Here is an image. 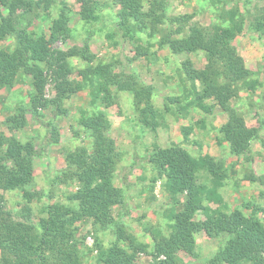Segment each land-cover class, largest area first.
Wrapping results in <instances>:
<instances>
[{
	"label": "rangeland",
	"instance_id": "1",
	"mask_svg": "<svg viewBox=\"0 0 264 264\" xmlns=\"http://www.w3.org/2000/svg\"><path fill=\"white\" fill-rule=\"evenodd\" d=\"M11 1L17 7L4 8V16L12 15L18 31L34 43L49 37L54 22L63 19L66 28L54 47L69 54L74 82H81V71L90 66L112 65L116 73L133 74L153 87V105L160 115L154 131L143 126L142 116L135 111L133 95L129 92L117 93L114 103L106 108L104 104L92 105L89 88L59 100L51 84L45 88V98L50 103L39 110H30L31 80L20 75L12 88L0 91V131L24 144L32 143L36 155L29 159L28 165L32 166L34 183L25 191L5 193L8 211L18 213L29 208L28 218L38 226L47 219L49 204L67 203V197L79 187L76 177L65 174L70 170L67 158L82 150L92 154L93 141L81 120L100 109L107 115L109 136L115 140L120 153L113 184L125 196L123 205L115 206L112 215L125 233L134 237V247H145L143 251L137 250L139 264H159L153 256L154 236L158 231L164 237L170 236L169 217L181 212L185 201L179 196L180 202L175 203L165 189V176L159 175L150 163L157 149L177 146L193 158H213L227 173L223 187L218 190L223 201L220 204L204 201L203 206H208L213 214L231 215L237 210L246 216L253 214L264 225V127H261L264 124V35L253 27L256 17L264 14V0H146L144 11L149 14L148 20L152 21V16L155 25L145 32L139 31L134 22L122 25L121 6L116 0ZM86 6L93 14L88 19L83 16ZM232 14L241 30L232 34L229 44L250 76L232 82L219 69L215 83L226 89L223 96L229 111L214 95L205 101L204 105L210 107L207 111L194 101L195 91L202 90L200 82L193 89L184 69V64L190 62L194 69L204 70L208 64L205 51L174 54L162 42L168 37L186 38L192 28L206 32L217 26L231 27ZM17 45V35L12 34L0 42V49L12 51ZM231 112L243 118L248 128L260 129L250 151L241 156L233 155L230 144L220 133L230 122ZM15 115H23V127H8L7 120ZM143 118L151 120L149 116ZM199 175L212 186L208 173ZM26 192L32 195L31 200ZM192 220L195 224L204 222V211H198ZM78 226L77 239L82 242L84 264H96L97 242L109 246L118 241L115 229L96 235L89 219L82 220ZM194 238V253L179 252L178 264H212L230 236L211 237L201 232ZM120 243L130 248L128 242Z\"/></svg>",
	"mask_w": 264,
	"mask_h": 264
},
{
	"label": "trees",
	"instance_id": "2",
	"mask_svg": "<svg viewBox=\"0 0 264 264\" xmlns=\"http://www.w3.org/2000/svg\"><path fill=\"white\" fill-rule=\"evenodd\" d=\"M146 0H116L121 6L122 25L134 22L139 31L145 32L155 25L144 11ZM17 6L11 0H0V42L16 34L18 45L12 50L0 49V91L12 88L20 75L31 80L33 93L29 100L30 110H39L49 104L45 98L46 85L51 84L62 100L75 91L89 88L92 105L104 104L109 108L114 103L117 93L129 92L133 95L135 111L142 116L146 128L156 130L159 123L156 119L160 112L153 105L154 89L142 83L135 75L116 73L112 65L90 66L81 71V82L71 79L69 54L54 47L66 26L64 21H55L49 31V37H42L32 42L23 32H19L16 20L12 15L5 17L4 8L14 10ZM85 7V6H84ZM90 7L84 9L83 16H92ZM230 19L232 26L215 27L214 30L192 28L186 38L168 37L166 43L174 54H191L205 51L207 67L200 71L193 68L190 62L184 64L185 73L196 90L195 83L200 82L202 90L195 91V104L204 110L205 101L216 96L220 105L229 111L223 94L226 90L215 82L221 73L232 82L246 80L250 71L246 70L243 61L236 55L229 39L241 28ZM160 23V22H158ZM152 25V26H151ZM254 30L264 35V14L257 16ZM154 30V29H153ZM180 34V32L176 33ZM146 55V54H141ZM173 99L175 103H180ZM97 109V108H96ZM231 112L230 122L220 129L224 140L230 144L235 156H241L251 149V143L258 138L260 129L248 128L243 118ZM150 117L151 120L143 117ZM21 117L14 116L7 120L8 127H23ZM81 125L90 132L92 154L87 150L77 151L68 156L67 163L71 174L79 182L78 190L67 197V203H55L47 206V219L38 226L32 224L28 217L29 208L12 213L6 207V192L25 191L34 183L32 166L28 165L35 156L32 143H22L15 137H9L0 131V264H84L81 257L82 242L77 239L78 224L84 220L92 221L96 235L113 232L118 241L109 246L97 242L96 264H139L137 250H145L143 245L133 246L134 237L125 233L112 215L115 206L123 205L124 192L113 184L114 173L120 161L116 142L109 136V122L105 112L97 109L91 115L84 116ZM264 127V124H261ZM159 175L165 176V189L175 203L183 196V210L172 213L171 234L164 237L156 232L154 239L155 254L159 264H178V253L193 254L195 235L205 232L211 237L228 235L224 248L220 249L212 264H264V225L255 215H244L237 210L231 215L211 212L204 201L222 203L218 193L227 177L226 170L217 165L211 157L193 158L181 147L166 150L157 149L149 159ZM201 172L211 177L212 186L202 181ZM155 182V181H153ZM26 197L32 195L26 192ZM204 211L206 220L195 224L193 216ZM128 242L125 248L120 242ZM165 259L162 260L161 258Z\"/></svg>",
	"mask_w": 264,
	"mask_h": 264
}]
</instances>
